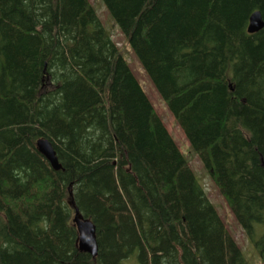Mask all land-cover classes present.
<instances>
[{
	"label": "trees",
	"instance_id": "1",
	"mask_svg": "<svg viewBox=\"0 0 264 264\" xmlns=\"http://www.w3.org/2000/svg\"><path fill=\"white\" fill-rule=\"evenodd\" d=\"M100 1L264 264V0ZM130 260L248 264L89 0H0V264Z\"/></svg>",
	"mask_w": 264,
	"mask_h": 264
},
{
	"label": "rangeland",
	"instance_id": "2",
	"mask_svg": "<svg viewBox=\"0 0 264 264\" xmlns=\"http://www.w3.org/2000/svg\"><path fill=\"white\" fill-rule=\"evenodd\" d=\"M89 2L96 9L102 24L106 28V31L110 32V34L112 35V40L120 49L123 57L129 63V66L134 76L138 80L142 90L148 97L156 113L162 119L163 123L165 124V127L174 139L181 153L188 159L191 170L196 176L197 181L207 193L208 198L210 199L212 204L216 207V210L218 211V214L222 219L228 233L240 246L247 263L262 264L260 261V257L252 247L251 243L243 234L239 226L236 224L225 200L218 192V189L215 187L208 173L203 168L198 158L191 153L189 143L187 142L183 132L176 123L173 115L168 111L164 101L161 99V97L153 87L142 65L127 45L123 35L115 27L112 18H109L106 9L104 8V6H102V2L100 0H89ZM258 230L259 231L256 235L257 237L262 233V229ZM129 264H134V261L130 260Z\"/></svg>",
	"mask_w": 264,
	"mask_h": 264
},
{
	"label": "water",
	"instance_id": "3",
	"mask_svg": "<svg viewBox=\"0 0 264 264\" xmlns=\"http://www.w3.org/2000/svg\"><path fill=\"white\" fill-rule=\"evenodd\" d=\"M264 28V21L262 19L261 13L255 11L251 14L248 21L247 33L255 34ZM38 152L46 159L54 171H59L61 166L58 163L55 151L51 144L45 139H39L36 143ZM262 166H264L263 160ZM71 192H69V197ZM68 204L73 206V201L69 200ZM72 224L76 229L77 239L76 246L80 252L90 255L95 258L98 251V246L96 242V231L94 224L87 218H84L79 211L74 208V215L72 219Z\"/></svg>",
	"mask_w": 264,
	"mask_h": 264
}]
</instances>
